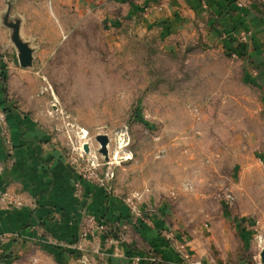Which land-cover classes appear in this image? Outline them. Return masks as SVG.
Here are the masks:
<instances>
[{"label": "rangeland", "instance_id": "rangeland-1", "mask_svg": "<svg viewBox=\"0 0 264 264\" xmlns=\"http://www.w3.org/2000/svg\"><path fill=\"white\" fill-rule=\"evenodd\" d=\"M108 1L0 0L8 95L113 199L110 236L135 264H264V0H198L169 42L138 17L109 25ZM86 217L87 235L56 244L66 255L19 264H112L96 238L107 221Z\"/></svg>", "mask_w": 264, "mask_h": 264}, {"label": "crops", "instance_id": "crops-1", "mask_svg": "<svg viewBox=\"0 0 264 264\" xmlns=\"http://www.w3.org/2000/svg\"><path fill=\"white\" fill-rule=\"evenodd\" d=\"M109 1V6L118 8L115 14L109 12V25L119 24L122 17L131 22L138 17L136 26L141 31L156 29L168 42L200 11L198 0H121L119 4ZM206 2L212 6L221 4L220 0ZM8 93L0 76V115L6 114L10 129L7 142L0 121V194L16 193L23 205L0 211V264H19L34 249L66 255L56 244L68 245L79 240L86 216L92 214L100 215L101 222L107 221V231L96 237L103 241L108 253L103 259L112 264H135L133 260L139 253L110 236L107 224L122 217L117 206H113V199L83 177L56 135H51L37 118L16 107ZM158 248L166 246L159 243Z\"/></svg>", "mask_w": 264, "mask_h": 264}, {"label": "built area", "instance_id": "built-area-1", "mask_svg": "<svg viewBox=\"0 0 264 264\" xmlns=\"http://www.w3.org/2000/svg\"><path fill=\"white\" fill-rule=\"evenodd\" d=\"M0 121H1V124L3 126V134L5 136V139L7 142H9L10 141V129H9V124H8L7 117H6L5 113H2L0 115ZM80 156H83V155H80ZM71 163L85 177L83 172H85L86 169L81 167L79 162H77L75 164L73 161H71ZM139 198H140V196L138 194L132 195L128 198V201L131 203L132 206H134L133 209H136L135 203H134L135 199H139ZM22 205H23V201L20 199L18 194L8 193V192L0 194V211L19 208ZM92 219L94 220V217H92ZM90 220H91V218H90ZM87 233H88L87 226H85V227H83L82 235L85 236V235H87ZM135 259L137 261H140L141 257L136 256Z\"/></svg>", "mask_w": 264, "mask_h": 264}, {"label": "water", "instance_id": "water-1", "mask_svg": "<svg viewBox=\"0 0 264 264\" xmlns=\"http://www.w3.org/2000/svg\"><path fill=\"white\" fill-rule=\"evenodd\" d=\"M19 47L21 49L20 54V63L23 67L30 66L32 64V50L25 44L19 43ZM97 140L101 144V152L108 158V144H109V135L107 134H100L97 136ZM86 151H89V145L88 143L85 144ZM262 260L264 263V249L262 251ZM78 264H88V263H78Z\"/></svg>", "mask_w": 264, "mask_h": 264}, {"label": "bare ground", "instance_id": "bare-ground-1", "mask_svg": "<svg viewBox=\"0 0 264 264\" xmlns=\"http://www.w3.org/2000/svg\"><path fill=\"white\" fill-rule=\"evenodd\" d=\"M84 133H85V134L82 136L83 138L86 137L87 132L84 131ZM119 148H122V143H121L120 146L117 148V150H115V152L113 153V154H114V158H117V157H118V155H119Z\"/></svg>", "mask_w": 264, "mask_h": 264}, {"label": "trees", "instance_id": "trees-1", "mask_svg": "<svg viewBox=\"0 0 264 264\" xmlns=\"http://www.w3.org/2000/svg\"><path fill=\"white\" fill-rule=\"evenodd\" d=\"M221 7L223 8L224 5L222 4ZM238 8L240 9L241 7H237V9H238ZM225 30H228V27H226ZM231 30H232V29H231ZM233 33H234V32H233ZM233 33L230 32V33L227 34V37L229 36V37H228V40L233 41V38H232V36H231V35H233ZM236 54H237V53H236Z\"/></svg>", "mask_w": 264, "mask_h": 264}]
</instances>
